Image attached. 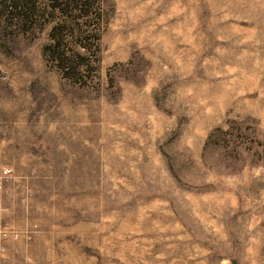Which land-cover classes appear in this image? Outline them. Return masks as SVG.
I'll use <instances>...</instances> for the list:
<instances>
[{
  "label": "rangeland",
  "instance_id": "374dc122",
  "mask_svg": "<svg viewBox=\"0 0 264 264\" xmlns=\"http://www.w3.org/2000/svg\"><path fill=\"white\" fill-rule=\"evenodd\" d=\"M0 264H264V0H0Z\"/></svg>",
  "mask_w": 264,
  "mask_h": 264
}]
</instances>
